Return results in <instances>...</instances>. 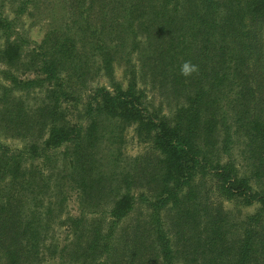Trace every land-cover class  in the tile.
I'll return each mask as SVG.
<instances>
[{
	"label": "trees",
	"instance_id": "1",
	"mask_svg": "<svg viewBox=\"0 0 264 264\" xmlns=\"http://www.w3.org/2000/svg\"><path fill=\"white\" fill-rule=\"evenodd\" d=\"M54 1L0 0V264H264V0Z\"/></svg>",
	"mask_w": 264,
	"mask_h": 264
},
{
	"label": "rangeland",
	"instance_id": "2",
	"mask_svg": "<svg viewBox=\"0 0 264 264\" xmlns=\"http://www.w3.org/2000/svg\"><path fill=\"white\" fill-rule=\"evenodd\" d=\"M12 0H10L11 2ZM21 1V0H20ZM27 6L26 11L24 12L23 16L20 19V24L18 26V32L19 34L26 38L27 45H25V51H28L29 49L35 47L43 38L44 34L53 26L60 25L61 24V18H62V12L61 8L55 3L54 0H38L39 10L32 8V0H22ZM34 1V0H33ZM37 2V0H35ZM44 3V4H41ZM15 3H11L10 5H7V7H13ZM35 4V3H33ZM45 6H49V9H44ZM50 10V11H48ZM32 74L27 73L25 76L30 77ZM95 79H90L88 81L89 86H94ZM69 117H74L75 112L71 110V108L68 109ZM72 115V116H71ZM75 118V117H74ZM124 137V143L117 151V162L122 167L125 166V161L129 158H133L134 156L139 155L142 152L143 144L138 141L133 136V132L131 129H128L123 134ZM0 143L3 145H6L10 148H19L22 146V143L15 139L5 138L0 135ZM224 208L226 212L228 213L229 217L231 219H234L239 215H245L252 213L255 209V207H239L235 206L232 203H225ZM68 210L69 213L72 215L76 214V202L74 195H69L68 200ZM59 243L63 240V234L60 233L57 235Z\"/></svg>",
	"mask_w": 264,
	"mask_h": 264
},
{
	"label": "clouds",
	"instance_id": "3",
	"mask_svg": "<svg viewBox=\"0 0 264 264\" xmlns=\"http://www.w3.org/2000/svg\"><path fill=\"white\" fill-rule=\"evenodd\" d=\"M195 70H196L195 65H190L188 62H185L181 66V72L183 75H189L191 72H193Z\"/></svg>",
	"mask_w": 264,
	"mask_h": 264
}]
</instances>
